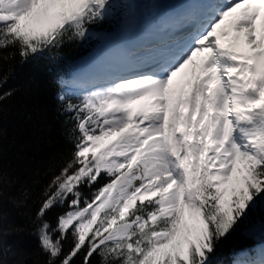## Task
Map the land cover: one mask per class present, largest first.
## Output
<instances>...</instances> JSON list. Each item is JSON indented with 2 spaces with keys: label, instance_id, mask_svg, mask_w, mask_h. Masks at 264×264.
<instances>
[{
  "label": "snow or ice",
  "instance_id": "obj_1",
  "mask_svg": "<svg viewBox=\"0 0 264 264\" xmlns=\"http://www.w3.org/2000/svg\"><path fill=\"white\" fill-rule=\"evenodd\" d=\"M133 2L0 0V88L3 63L82 41ZM153 5L163 47L87 86L91 68L119 51L112 44L58 94L73 150L34 217L26 193L8 196L26 224L10 222L5 187L15 181L0 163V264L29 255L9 243L24 234L44 264H214L221 241L264 211V0ZM65 205L53 224L48 214ZM234 264H264V248Z\"/></svg>",
  "mask_w": 264,
  "mask_h": 264
},
{
  "label": "trees",
  "instance_id": "obj_2",
  "mask_svg": "<svg viewBox=\"0 0 264 264\" xmlns=\"http://www.w3.org/2000/svg\"><path fill=\"white\" fill-rule=\"evenodd\" d=\"M116 28V19L110 18L102 26H93L88 38L82 41L69 40L59 50L31 58L23 64L19 62L18 55L14 60L3 63L2 71L8 79L0 88V94L11 92L12 95L0 100V163L5 177L15 181L14 186L5 187V209L10 212L11 223L23 225L27 221L11 209L7 203L8 196L26 193L27 211L34 217L47 185L71 157L73 143L68 135L70 125H66V118L60 115L57 99L62 81L69 79L99 38L111 35ZM105 182L101 180L94 189ZM82 191L88 194L91 190L84 188ZM66 209L67 205L64 209L50 212L49 220L54 224L56 214ZM262 225L264 211L257 210L249 221L217 246L214 264H226L234 259L237 252L250 248L251 241L259 236ZM9 243L29 255L26 258L7 257L8 264H17L21 260L23 264H44L46 257L37 255L39 249L35 236H13ZM71 247L69 237L64 251ZM75 264H82V258L76 259ZM93 264H101L99 256L94 257Z\"/></svg>",
  "mask_w": 264,
  "mask_h": 264
},
{
  "label": "bare ground",
  "instance_id": "obj_3",
  "mask_svg": "<svg viewBox=\"0 0 264 264\" xmlns=\"http://www.w3.org/2000/svg\"><path fill=\"white\" fill-rule=\"evenodd\" d=\"M185 5H186L185 3H183V2L180 3L178 0H176L174 3L173 2H169V6L173 7L174 11H179ZM231 18H233V17H230L229 20ZM153 20L155 21L153 24L148 22V21H143V24L140 25L137 30H133L130 33L129 36H123V35L116 36L117 34H119V33H117L112 39H110L107 42L101 44V47L99 48V50L101 49V53L106 51L109 48V46L112 45V44L117 45L119 51L117 53H115L114 56H112L108 60H106L105 62L92 67L91 68V73L95 74V73H99V72H103V71H110V70H113L112 71V73H113L115 71V69L118 68V66H121V65L125 64L127 62L128 58H127V53L123 52L121 50V43H125L128 46H130V47L133 44H135V43L142 45L144 43H147V41H150L152 38L155 40L156 38L159 37V35L165 33L164 31L161 30L160 21L157 20L154 16H153ZM166 42L158 44L157 46L155 45V47L154 46L153 47H149L145 51L143 49H141V51H138L137 55L138 56H144V58H145V57H147L150 54V52L152 50L160 48V47H163V45ZM98 56H99V52H96V53L92 54V56H90L83 63L81 69L86 67V66H89L91 64V62L95 58H97ZM100 75H103V74L101 73ZM89 86H92V85H89Z\"/></svg>",
  "mask_w": 264,
  "mask_h": 264
},
{
  "label": "rangeland",
  "instance_id": "obj_4",
  "mask_svg": "<svg viewBox=\"0 0 264 264\" xmlns=\"http://www.w3.org/2000/svg\"><path fill=\"white\" fill-rule=\"evenodd\" d=\"M150 1L151 0H134V2L131 5L124 4V11L125 12H124V19H123L122 23L124 26H126V29L118 31L117 33H119V34H117L116 36H121V35L128 36V35H130V33L133 30H137L139 28V26L143 24V20H148V18L154 16L153 13L155 11V6L153 5V2H150ZM163 4L167 5L168 4L167 0H157V5L159 8ZM154 22H150V23L153 24ZM37 244H38V241H37ZM38 249H39V245H38Z\"/></svg>",
  "mask_w": 264,
  "mask_h": 264
}]
</instances>
